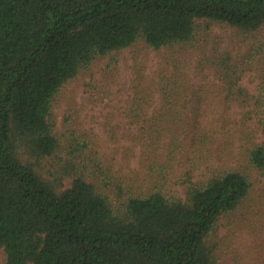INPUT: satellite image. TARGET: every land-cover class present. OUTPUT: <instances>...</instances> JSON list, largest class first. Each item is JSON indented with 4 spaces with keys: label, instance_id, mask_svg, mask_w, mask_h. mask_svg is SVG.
I'll use <instances>...</instances> for the list:
<instances>
[{
    "label": "trees",
    "instance_id": "trees-1",
    "mask_svg": "<svg viewBox=\"0 0 264 264\" xmlns=\"http://www.w3.org/2000/svg\"><path fill=\"white\" fill-rule=\"evenodd\" d=\"M215 22L258 31L264 0H0L3 264L228 263L220 227L226 218L254 215L251 170L264 175L263 141L247 148L246 171H184L176 180L180 195L166 189L165 164L144 189L111 172L87 137L60 131L53 113L61 87L96 59L139 40L156 50L206 45ZM195 47L204 54L199 74L214 71L229 93L242 91L240 63ZM185 74L176 62L161 83L166 113L187 121L169 129L171 147L207 139L200 118L179 107L200 97Z\"/></svg>",
    "mask_w": 264,
    "mask_h": 264
},
{
    "label": "rangeland",
    "instance_id": "rangeland-1",
    "mask_svg": "<svg viewBox=\"0 0 264 264\" xmlns=\"http://www.w3.org/2000/svg\"><path fill=\"white\" fill-rule=\"evenodd\" d=\"M211 26L206 45L203 40L195 44L199 49L208 47L209 54L222 52L240 63L242 91L236 87L229 93L214 71L199 74L195 66L204 54L194 49L196 45L156 50L139 40L96 59L61 87L53 102L60 131L70 127L87 137L108 170L143 189L155 181V169L161 164L168 169L166 189L180 195L184 191L176 180L186 170L196 177L225 165L246 171L247 148L264 142V26L250 32L224 22ZM176 62L186 73V82L194 83L199 91L196 103L189 98L187 105L181 101L179 107L200 118L207 135L204 143L187 139L177 147L170 146L169 129L187 126L186 120L183 124L176 115L166 113L168 105L161 94V83ZM200 82L202 89H198ZM163 126L162 135L152 132ZM179 138L184 137L180 134ZM251 172L252 196L257 200L254 215L246 221L243 215L226 218L220 227L222 258L227 264H264V175L254 169Z\"/></svg>",
    "mask_w": 264,
    "mask_h": 264
}]
</instances>
